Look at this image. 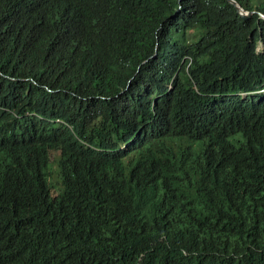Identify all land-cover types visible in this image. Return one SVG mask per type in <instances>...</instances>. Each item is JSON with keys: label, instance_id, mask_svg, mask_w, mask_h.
<instances>
[{"label": "trees", "instance_id": "16d2710c", "mask_svg": "<svg viewBox=\"0 0 264 264\" xmlns=\"http://www.w3.org/2000/svg\"><path fill=\"white\" fill-rule=\"evenodd\" d=\"M235 1L0 0V264H264V0Z\"/></svg>", "mask_w": 264, "mask_h": 264}, {"label": "water", "instance_id": "95a60500", "mask_svg": "<svg viewBox=\"0 0 264 264\" xmlns=\"http://www.w3.org/2000/svg\"><path fill=\"white\" fill-rule=\"evenodd\" d=\"M233 6L236 7L237 11L242 15L243 18H249L254 12H247L244 8L235 0H227ZM264 17V16H263Z\"/></svg>", "mask_w": 264, "mask_h": 264}, {"label": "rangeland", "instance_id": "374dc122", "mask_svg": "<svg viewBox=\"0 0 264 264\" xmlns=\"http://www.w3.org/2000/svg\"><path fill=\"white\" fill-rule=\"evenodd\" d=\"M60 154H61V151H59V152L56 153V160H59ZM57 178H58V177L56 176V174H54L53 177H51V183H52L54 180L56 181ZM55 181H54V182H55Z\"/></svg>", "mask_w": 264, "mask_h": 264}]
</instances>
